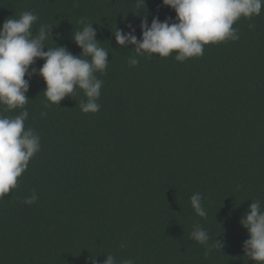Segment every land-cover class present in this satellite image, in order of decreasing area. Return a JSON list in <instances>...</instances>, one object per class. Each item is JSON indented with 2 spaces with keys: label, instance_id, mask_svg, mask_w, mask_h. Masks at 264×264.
Returning <instances> with one entry per match:
<instances>
[{
  "label": "trees",
  "instance_id": "trees-1",
  "mask_svg": "<svg viewBox=\"0 0 264 264\" xmlns=\"http://www.w3.org/2000/svg\"><path fill=\"white\" fill-rule=\"evenodd\" d=\"M24 11L38 16L34 35L52 27L46 47L77 57L73 34L93 24L109 64L96 73L97 113L81 111L83 90L57 106L43 78H31L25 127L41 149L0 199V264H92L93 256L104 264L109 254L117 264H255L240 221L252 202L264 206V9L233 25L238 40L206 45L183 62L138 56L115 40L128 24L140 38L145 18L174 21L163 0H0V27ZM133 57L139 63L130 66ZM195 193L206 217L191 206ZM196 224L209 245L225 242L222 250L205 256L190 236Z\"/></svg>",
  "mask_w": 264,
  "mask_h": 264
},
{
  "label": "clouds",
  "instance_id": "clouds-1",
  "mask_svg": "<svg viewBox=\"0 0 264 264\" xmlns=\"http://www.w3.org/2000/svg\"><path fill=\"white\" fill-rule=\"evenodd\" d=\"M163 5L175 11L174 21L168 18L161 22L156 17L149 25L145 18L140 25V38L135 34L136 29L128 24V32L116 29V42L120 46L134 45L133 51L138 56L159 54L166 58L175 54L180 62L198 58L206 45L238 40L239 29L233 25L242 18L259 16L264 0H163ZM37 20L38 16L32 11H24L18 19L8 18L0 27V108L9 112L22 110L14 117L0 115V199L18 187V178L41 149L39 134L25 127L29 116L25 107L29 100L26 93L34 75L38 74L45 81L43 93L51 104L59 106L79 89L86 97L79 103L83 113H97L101 107L98 100L103 81L96 73L106 71L109 52L100 47L93 24H85L73 34L75 43L82 49V56L77 57L56 43L55 47H46V41L53 40L52 27L41 25L34 35L33 25ZM38 59L44 63L37 70L33 65ZM138 63L135 57L129 59L130 66ZM37 199L33 192L24 202L31 205ZM191 206L198 216H207L201 194L191 196ZM240 223L250 237L243 244L245 256L255 264H264V206L260 201L251 203ZM190 236L205 246V256L210 255L213 248L222 250L225 246V242L217 239L209 245L208 232L198 224L193 226ZM91 260L92 264H97L95 256ZM104 264H117L116 257L107 255ZM121 264H134V261L127 259Z\"/></svg>",
  "mask_w": 264,
  "mask_h": 264
}]
</instances>
